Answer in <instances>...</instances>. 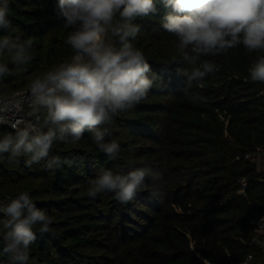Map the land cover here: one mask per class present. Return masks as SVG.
I'll return each instance as SVG.
<instances>
[{
  "label": "trees",
  "instance_id": "trees-1",
  "mask_svg": "<svg viewBox=\"0 0 264 264\" xmlns=\"http://www.w3.org/2000/svg\"><path fill=\"white\" fill-rule=\"evenodd\" d=\"M58 0H11L12 29L0 36L32 38L34 59L22 75L7 56L0 57L10 73L0 78V97L27 89L35 75L73 54L66 45L65 18ZM155 15L137 17L140 33L134 41L152 72L146 99L122 112L111 124L119 153L110 158L88 132L76 144L57 141L51 155L78 157L72 165L45 169V161L25 167L24 157L11 162L0 154V198L27 191L38 208L53 217L51 232L30 247L28 264H261L260 249L249 243L250 211H264V182L245 154L264 147V84L252 82L248 68L258 55L243 46L207 57L219 66L197 87L205 101L183 94L185 64L162 27L169 11L157 4ZM70 30V29H69ZM262 94H259L261 93ZM32 124L35 114L29 115ZM14 132L0 126V137ZM125 172L146 167L161 173L162 195L153 197L151 174L127 204L112 193L90 198L89 180L98 170ZM246 186L241 192V181ZM0 264H12L0 255Z\"/></svg>",
  "mask_w": 264,
  "mask_h": 264
},
{
  "label": "clouds",
  "instance_id": "clouds-1",
  "mask_svg": "<svg viewBox=\"0 0 264 264\" xmlns=\"http://www.w3.org/2000/svg\"><path fill=\"white\" fill-rule=\"evenodd\" d=\"M11 0H0V32L13 31L9 19ZM169 11L162 27L175 39L173 44L185 64L181 69L187 86L183 94L194 101H205L199 92H189L196 83L218 71L207 57L227 54L243 46L248 53H264V0H58V12L65 18L66 45L73 54L51 65L28 83L30 107L35 123L13 124L14 132L0 137V154L9 153L11 162L24 157L25 167L45 161V169L55 171L72 166L78 157L51 155L57 141L76 144L85 132L110 158L115 159L120 145L106 137L113 135L111 124L122 112L146 99L155 74L144 52L135 46L140 25L137 17L155 15L157 4ZM70 29V30H69ZM7 56L22 75L34 59L33 40L19 36H0V57ZM10 73L0 61V78ZM252 82L264 84V54L248 68ZM151 174L155 198L162 195V174L146 167L113 171L101 167L89 180L87 195L96 198L114 194L127 204ZM264 220V217H261ZM53 223L46 210L38 208L27 191L0 204V255L12 264H28L31 245L40 235L51 232Z\"/></svg>",
  "mask_w": 264,
  "mask_h": 264
},
{
  "label": "built area",
  "instance_id": "built-area-1",
  "mask_svg": "<svg viewBox=\"0 0 264 264\" xmlns=\"http://www.w3.org/2000/svg\"><path fill=\"white\" fill-rule=\"evenodd\" d=\"M259 94H262V92ZM30 104L31 101L27 89L17 90L0 97V126L13 129V124H19L23 127L25 124L31 123L29 115L33 113V110ZM245 158L255 166L258 181L264 182V147H257L255 150L248 152L245 154ZM241 185L240 191L242 192L246 186V181L242 180ZM16 196L18 195H6L0 198V204ZM261 217H264V211L253 209L247 219L252 227L249 243L260 249L264 256V220H261ZM252 259V253H248L242 264H251ZM261 264H264V261Z\"/></svg>",
  "mask_w": 264,
  "mask_h": 264
}]
</instances>
